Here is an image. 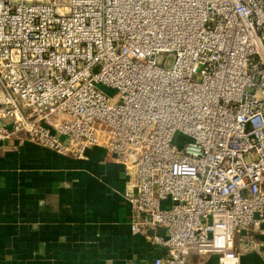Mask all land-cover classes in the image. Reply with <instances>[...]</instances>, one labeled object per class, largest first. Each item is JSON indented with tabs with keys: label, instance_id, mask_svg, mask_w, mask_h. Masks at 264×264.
Returning <instances> with one entry per match:
<instances>
[{
	"label": "built area",
	"instance_id": "1",
	"mask_svg": "<svg viewBox=\"0 0 264 264\" xmlns=\"http://www.w3.org/2000/svg\"><path fill=\"white\" fill-rule=\"evenodd\" d=\"M0 120L119 163L130 230H160L146 264H239L264 233V0H0Z\"/></svg>",
	"mask_w": 264,
	"mask_h": 264
},
{
	"label": "crops",
	"instance_id": "2",
	"mask_svg": "<svg viewBox=\"0 0 264 264\" xmlns=\"http://www.w3.org/2000/svg\"><path fill=\"white\" fill-rule=\"evenodd\" d=\"M126 181L101 147L78 159L29 140L0 142V264H146L162 255L150 242L159 229L130 230ZM234 247L239 264H264L263 232L238 233ZM188 262L217 264V256Z\"/></svg>",
	"mask_w": 264,
	"mask_h": 264
},
{
	"label": "rangeland",
	"instance_id": "3",
	"mask_svg": "<svg viewBox=\"0 0 264 264\" xmlns=\"http://www.w3.org/2000/svg\"><path fill=\"white\" fill-rule=\"evenodd\" d=\"M107 95H113L114 94V91L112 90H108V91H105Z\"/></svg>",
	"mask_w": 264,
	"mask_h": 264
}]
</instances>
